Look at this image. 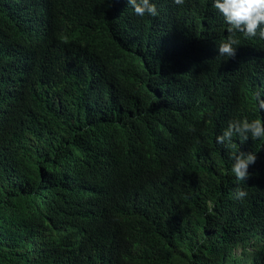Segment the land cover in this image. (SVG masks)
Listing matches in <instances>:
<instances>
[{"label":"trees","instance_id":"trees-1","mask_svg":"<svg viewBox=\"0 0 264 264\" xmlns=\"http://www.w3.org/2000/svg\"><path fill=\"white\" fill-rule=\"evenodd\" d=\"M152 2L0 0V264H264V39Z\"/></svg>","mask_w":264,"mask_h":264},{"label":"clouds","instance_id":"clouds-1","mask_svg":"<svg viewBox=\"0 0 264 264\" xmlns=\"http://www.w3.org/2000/svg\"><path fill=\"white\" fill-rule=\"evenodd\" d=\"M177 5H182L184 0H173ZM128 5L134 9L136 15L143 17L145 14L150 16L159 15L157 6L152 0H128ZM213 7L217 9L224 17L229 33L225 42L218 46L219 56L234 57L240 40L237 33H242L244 37L251 38L257 36L264 39V0H213ZM255 99L260 109H264V99H261L260 92L255 93ZM195 131V129H193ZM253 140L264 138V120L248 119L230 121L228 127L223 130L222 134L216 137L219 144L227 142L232 144V137L239 135L243 140L249 138ZM234 163L231 172L238 181H245L249 178L248 168L256 163L257 156L255 152H238L232 154ZM247 192L237 189L235 192L236 199H244Z\"/></svg>","mask_w":264,"mask_h":264}]
</instances>
